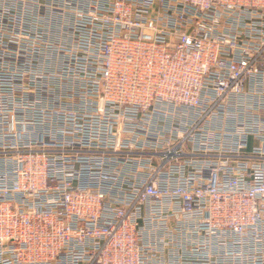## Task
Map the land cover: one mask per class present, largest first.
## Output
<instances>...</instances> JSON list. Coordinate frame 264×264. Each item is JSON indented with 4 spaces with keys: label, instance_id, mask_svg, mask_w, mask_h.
I'll list each match as a JSON object with an SVG mask.
<instances>
[{
    "label": "built area",
    "instance_id": "1",
    "mask_svg": "<svg viewBox=\"0 0 264 264\" xmlns=\"http://www.w3.org/2000/svg\"><path fill=\"white\" fill-rule=\"evenodd\" d=\"M0 264H264V0H0Z\"/></svg>",
    "mask_w": 264,
    "mask_h": 264
},
{
    "label": "crops",
    "instance_id": "2",
    "mask_svg": "<svg viewBox=\"0 0 264 264\" xmlns=\"http://www.w3.org/2000/svg\"><path fill=\"white\" fill-rule=\"evenodd\" d=\"M53 90V89H52ZM57 91L54 89V93H56ZM58 93L60 95H63L65 96L67 93L65 92V89L63 90H59ZM45 103V102H44ZM50 104L52 105H56L58 107H64V108H69V107H72L73 105L75 106L76 109H79L81 107V104L79 102H76V101H73V105L72 104H69V103H65L63 100H60V101H53V100H50L49 101Z\"/></svg>",
    "mask_w": 264,
    "mask_h": 264
}]
</instances>
